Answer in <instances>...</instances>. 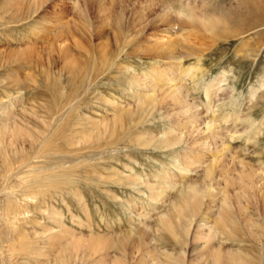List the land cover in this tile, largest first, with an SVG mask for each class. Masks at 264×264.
<instances>
[{
    "label": "rangeland",
    "instance_id": "obj_1",
    "mask_svg": "<svg viewBox=\"0 0 264 264\" xmlns=\"http://www.w3.org/2000/svg\"><path fill=\"white\" fill-rule=\"evenodd\" d=\"M38 1L40 4L41 0H0V129L6 124L21 127L24 133L21 137L9 135L6 143L13 146L0 152V264H58L78 238H83L84 246L71 252V264H109L120 258L139 264L149 251L145 264L167 263V254L181 253L183 245L158 229L159 216L181 205V191L191 184L201 193L200 215L216 210L205 184V170L214 162L218 163L214 164L213 189L221 192L217 199L228 194L236 212L239 196L244 208L243 215L236 212L241 236L230 240L227 237L235 238V234L218 235L215 243L225 250L249 253L261 264L264 232L256 227V232L248 233L243 224L246 214L261 224L264 218V18L252 29L237 18L238 11H247L243 3L255 0H181L177 8L196 11L199 23L193 26L173 10L171 24L160 17L157 20L162 6L151 0H45L28 14ZM162 1L168 5L171 0ZM121 6L126 9L124 26L116 21ZM201 19L213 26L205 28ZM171 40L178 50L194 53L181 61L183 67L198 64L203 68L192 78L176 80L189 94V101L198 106L206 121L217 117L219 125L230 112L231 121L221 122L223 140L218 145L210 141L207 154L208 148L198 150L204 164L194 165L186 177L178 174L176 186L169 188L161 203H154L149 186L157 183L156 176L162 171H175L171 166L175 149L157 148L156 141L139 145L134 137L161 136L172 122L162 118V112L149 116L135 133L122 139L112 138L111 128L101 138L99 129L80 141L77 133L72 144L61 135L82 129L87 120L106 119L111 125V104L104 98L134 106V91H125L130 71L141 73L166 65L168 58H159L147 49ZM221 74H225V82L215 88L216 113H207L204 85ZM257 87V93H252ZM232 129L238 130L236 140L227 133ZM255 129H260L259 134ZM48 138L51 150L42 147ZM218 146H226L224 155L211 154ZM242 162L263 177H258L250 197L238 181ZM223 166L228 169L226 179L219 176ZM116 173L118 178L142 175L146 184L131 187L126 180L119 181ZM51 174L58 175L57 186L51 185ZM40 178L43 182L38 183ZM64 226L70 234L59 232ZM91 237L106 243L91 248L86 241ZM186 239L185 264H191L189 259L202 254L201 242L191 235ZM22 243L27 245L21 247Z\"/></svg>",
    "mask_w": 264,
    "mask_h": 264
},
{
    "label": "bare ground",
    "instance_id": "obj_2",
    "mask_svg": "<svg viewBox=\"0 0 264 264\" xmlns=\"http://www.w3.org/2000/svg\"><path fill=\"white\" fill-rule=\"evenodd\" d=\"M151 1H153V3L157 2V4H160L162 6L161 12L159 11L160 13L157 14L156 13L157 11H156L155 13L157 14L156 16L157 20H158V17H160L159 19L163 23H166L168 25L172 23L170 10L175 11L179 16L183 15L182 17L185 18V22L189 26H193L194 24L199 23L198 17L195 15L196 11L194 10L195 11L194 12L193 9L189 7L191 5L188 6L189 9H186L187 6H182L181 8L176 7V4L178 2L180 4L181 0H171L170 4L168 3V5H166L167 3L165 4L162 0H151ZM40 2H41L40 4H43L45 0H41ZM40 4H39V1L33 3V5L29 7L27 13L31 14L33 11L36 12ZM123 8L124 9H122V6H121L122 13L120 14V17L118 18V20H116L117 23L119 22L120 25L122 26H124L123 22H125L123 18L126 17V9L125 7ZM242 8L243 9L247 8V11L241 10L237 12V18L239 19V22L242 26H245V27L247 26L250 29H252L255 27L254 25L256 23L259 24V22H262V17L264 18V0L245 1L242 5ZM211 23L207 22L204 19H201V24L205 28H207V26L209 25L213 26V24ZM156 46H160V47L154 48V49L148 48L147 50L151 52L153 51L154 53H156L157 57L159 58L166 57L168 58L169 61L167 62L166 65H164L161 68L156 66V67H152L150 70H143L141 73H138L133 70H132L133 71L132 73V71H130L131 73L127 77L128 88L125 91L129 93H130V90L134 91L133 98L136 101V104L134 106L124 105L120 103L117 99H107V98L105 99L104 98L105 101L111 104V109H112L111 125L108 122H106V119H104L103 122H100V121L95 122L93 120H87L85 121L86 123L85 122L82 123V125L84 126L82 129L77 130L75 128L76 132H73L72 134L71 133L66 134V135L62 134L61 136L63 137V140L65 139L64 141L66 143L72 144L75 141L74 136L77 133L78 134L80 133V137H78V140L79 138L80 140L89 139L92 133L95 130L99 129L100 131L99 130L97 131V133L99 132V134L97 135L99 136V138H101L105 134L103 132L107 133V131L111 128V137L112 138L117 137V138L122 139L128 136V134L130 135L131 133H135L134 129L137 126H139V124L146 121L149 118V116H152L156 112H160V113L162 112L161 114L162 118L167 119L169 122L171 121L172 122H171V125L167 126V129L164 131V133H162L161 136H158L156 134V135H153L152 137L151 136L146 137V134H143L142 136L134 137L139 145L149 146V145H153L154 141H156L157 148L164 149V150L165 149H175L174 154L172 156V159H174L175 164L173 165L171 164L172 169H174L175 171L174 170H173L174 172L162 171L159 175L156 176L158 179L157 183L155 184L153 183V185L149 183L150 184L149 186L150 196L149 197L154 203H161L167 191L169 190V188H171L172 186L176 184L177 179H178L177 177L179 176L178 174H180L179 177H186L189 175V173L192 172L194 165L200 164L201 166L204 164L200 162L202 161V158L200 160L198 158L199 157L198 150L200 148H203V149L208 148L205 151V154H207L209 151V147H210V141H214L215 145H218V143L221 140H223V135H222L221 130H219L220 129L219 127L221 126L220 125L221 122L227 123L228 121H231L230 120L231 116L229 115L231 114V112L228 115H225V116L222 115L223 117L221 118L220 120L221 122H219L220 123L219 125H216V123L218 122V120L216 119L217 117H214L207 121L203 119L204 117L203 112H201L197 108L198 106H196L194 102L189 101L188 99L189 94L185 93L186 90L185 91L183 90V86L176 82L178 78H179L178 80L180 79L183 80L185 78H192L194 77L195 75L194 73H196V71H199V70L201 71L203 69L201 68V66H198V64L193 65V66H186V67H183V65L181 64V61L183 59L194 55V53L191 52L189 49H187V51L181 50V48L180 50H178V48L175 47L176 43L174 42V40H171L170 42H168L167 45L159 44L158 42H156L155 47ZM129 70L127 72H129ZM224 77H225V74H221L214 81L208 84L206 83V86L204 85L205 83L203 84L204 93L208 100L207 102L203 103L205 107V112L214 113V114L216 113L213 111V109H215L214 102H216L214 101L215 99L214 96H216V91H217L216 89L221 88V87H218L219 86L218 84H221L222 81L225 82ZM261 84L264 86V80ZM197 86H199V84ZM135 88L137 90H135ZM257 90H258V87L251 89L252 93L256 92ZM250 123L253 126L254 123L252 121H250ZM233 130L234 129L227 130V133H230L229 134L230 139L236 140L235 139L236 137L239 138L238 136L235 135V133H238L236 132L238 130L235 129L234 132ZM255 131L256 133L255 132L253 133L259 134L260 129H257V130L255 129ZM251 132H252V129H251ZM23 134H24L23 129L21 127L15 126L13 128H10L5 124L3 128L0 129V152H5L7 149L9 150L10 146H13V143L11 144L6 143V139L8 138L9 135H12L13 137L14 136L21 137L23 136ZM42 143H43L42 147L44 149L46 150L52 149V143H51L50 138L45 139ZM229 147L230 146H228V148ZM225 149H226V146L222 148H219L218 146L216 150H212L210 152L212 155H215V156L219 154L224 155L222 151H224ZM216 163L218 162H214L213 164L208 166L205 170V184L207 186L206 189H207L209 196H211L212 198L214 207L217 208L216 210L202 213L204 214L202 216L200 215V212L202 210V204H203L201 193L199 192L196 185L191 184V185H188L187 189L181 191L182 204L179 206H174V209L171 208L172 210L170 212H166L159 216L158 229H161V230H164L170 233L176 238L178 243L183 245L181 253L179 254L168 253L167 256L169 257L168 258L169 262L162 263V264H185V257H186L185 248L187 247L186 238L187 236L189 237L190 235H191V238L195 242H201V245L199 246V248L201 251L200 253H202V254L196 255L195 257H192L191 260L189 259L191 264H256V260L253 257H251L249 253L248 255V254L242 253L241 250H234V251L225 250L221 246L219 245L217 246L215 243L216 242L215 240L216 238H218L217 237L218 235H223L226 237L227 234H233V235L235 234L236 236L235 238L227 237V239H230V240H237L241 236V233H240L241 225L238 224L240 223L238 221L240 218L236 215L237 214L236 212L239 211L238 214L243 215L242 213L244 211V208L241 205L242 203L241 198L239 196H238V200L235 201V202H238V206H239V209L237 208L238 211L236 212H234L233 210L235 207L234 202H232V199L228 194H225V196L223 198H219V200L217 199L218 194H221V192L219 191L220 189L216 191L213 189V182L217 176L216 166L214 165ZM242 166L243 168L241 169V172L239 173L238 181L241 184L240 188L244 191V193H247V195L250 197L251 195L248 193L253 192L254 187L257 183L258 177L260 178V180L263 177H262V174H260L258 171H256L252 167L250 168L246 167L247 164L243 163ZM126 167L133 170L132 167L130 166L126 165ZM227 170L228 169H226L225 166H223L222 169L220 170L221 174L219 176L221 178H223L224 176V179H226ZM115 176L116 177L118 176L117 173ZM57 177L58 175L56 174L50 175V181H51L50 183L52 186L58 185L59 179ZM118 180L121 182L126 180L128 182V185H130L131 187L137 188V189L143 186L144 184H146V180L144 181L142 175H139V174H134V175L127 174L126 177H120L118 178ZM41 182H43V180L40 178L38 180V183H41ZM62 182L65 183V181H62ZM235 183L236 182L234 181L233 184ZM143 193L145 194V192ZM55 214H56L55 216H57L58 213H55ZM244 214L246 213L244 212ZM146 215L147 214H145V216ZM246 215H245L246 223L243 224L245 226V230L248 231V233H254L256 232L255 228L259 227L261 230V234H262L264 232V230H262L264 229L263 228L264 218L261 224V223L251 220ZM200 216H201V219H199L197 225H195L194 227L193 224H194L195 219L197 217L200 218ZM211 218H214L213 223L210 222ZM59 232L65 234V233H68V230L64 226V228L60 230ZM253 235L255 237V234ZM71 237H74V236H71ZM81 239L83 238H78L76 240H73V242L69 244L68 249H67L68 251L67 255L60 256L58 264H71V262L69 261L71 252L76 250L78 247H81L82 245L84 246V240H81ZM86 241H87V246L91 248H95V246H98V245L104 246L103 243H106L105 241H101L97 237H91L89 240H86ZM25 244L27 245V243ZM25 244L22 243L21 247H24ZM149 253L150 251L142 257V260L139 262V264H145V261H146L145 257ZM262 256L264 257V254H262ZM262 256L260 258H262ZM102 260L103 259H101L100 261ZM96 264H105V263L96 261ZM109 264H128V261L122 260L120 258V259H115L112 263L110 262ZM261 264H264V260H261Z\"/></svg>",
    "mask_w": 264,
    "mask_h": 264
}]
</instances>
